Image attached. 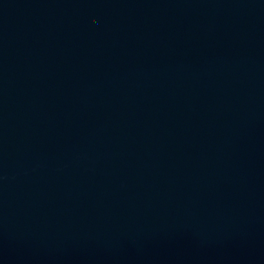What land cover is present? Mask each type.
Instances as JSON below:
<instances>
[{
  "label": "water",
  "instance_id": "1",
  "mask_svg": "<svg viewBox=\"0 0 264 264\" xmlns=\"http://www.w3.org/2000/svg\"><path fill=\"white\" fill-rule=\"evenodd\" d=\"M0 264H264V0H0Z\"/></svg>",
  "mask_w": 264,
  "mask_h": 264
}]
</instances>
